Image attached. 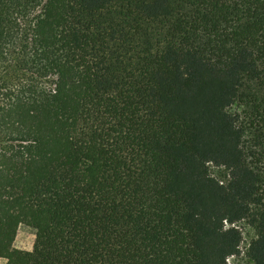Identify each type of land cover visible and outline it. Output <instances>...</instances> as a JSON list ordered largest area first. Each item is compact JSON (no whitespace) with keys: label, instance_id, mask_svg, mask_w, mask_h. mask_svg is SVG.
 Segmentation results:
<instances>
[{"label":"trees","instance_id":"obj_1","mask_svg":"<svg viewBox=\"0 0 264 264\" xmlns=\"http://www.w3.org/2000/svg\"><path fill=\"white\" fill-rule=\"evenodd\" d=\"M240 221L264 264V0H0L5 264H228Z\"/></svg>","mask_w":264,"mask_h":264},{"label":"rangeland","instance_id":"obj_2","mask_svg":"<svg viewBox=\"0 0 264 264\" xmlns=\"http://www.w3.org/2000/svg\"><path fill=\"white\" fill-rule=\"evenodd\" d=\"M210 172L214 176H219L221 174L220 168H216L214 166L210 167ZM242 233V240L239 245L240 253L236 256H229L227 258L228 264H249L245 256V250L247 244L251 237H253L254 232L253 229L247 225L244 221H240L236 223ZM34 239L33 230L23 224L19 225L16 234L13 240V245L17 248H22L29 250L32 247ZM0 264H5V259L0 257Z\"/></svg>","mask_w":264,"mask_h":264},{"label":"built area","instance_id":"obj_3","mask_svg":"<svg viewBox=\"0 0 264 264\" xmlns=\"http://www.w3.org/2000/svg\"><path fill=\"white\" fill-rule=\"evenodd\" d=\"M226 224V223H225Z\"/></svg>","mask_w":264,"mask_h":264}]
</instances>
